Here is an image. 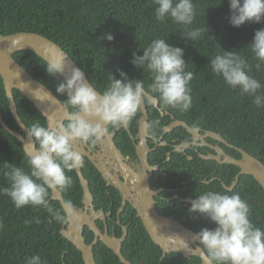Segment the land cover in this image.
Returning <instances> with one entry per match:
<instances>
[{"label": "trees", "instance_id": "16d2710c", "mask_svg": "<svg viewBox=\"0 0 264 264\" xmlns=\"http://www.w3.org/2000/svg\"><path fill=\"white\" fill-rule=\"evenodd\" d=\"M193 2L196 17L192 26L205 25L208 29L201 39L194 42L182 38L180 26L170 19L164 23L156 22L152 0H0V35L16 32L40 34L58 44L76 62L97 91L104 90L111 74L121 78L120 72L123 71L129 78L143 79L145 90L158 100V96L148 89L151 83L149 74L136 69L130 60L133 51L142 54L141 47L151 39L166 38L167 43L183 48V58L188 63L186 70L194 74L190 82L192 106L186 113L164 107L160 100L159 106L191 127L220 134L233 146L264 163V107L253 105L251 97L241 96L238 88L229 89L208 66L209 58L223 49L240 52L253 66L251 74L264 86V71H256L254 65L257 61L245 48L252 41L254 31L264 26V23L245 22L234 27L229 23L228 0ZM109 31L114 36L113 40L97 39ZM13 57L66 106V96L56 92V85L63 77L50 76L45 70L47 62L30 50L18 51ZM259 91L264 93V87ZM12 92L18 115L26 127L36 120L47 124L27 98L17 89ZM0 107L4 122L23 134L12 117L1 78ZM150 107L153 108L151 104ZM24 153L21 142L0 125V188L8 185L3 175L5 163L26 167ZM231 154L240 157L235 149L231 150ZM233 167L236 172L238 168ZM81 170L90 181L95 208L111 213L110 218L107 217V224L109 228L115 225V236L120 235L121 230L116 223L120 202L112 193L114 189L106 187L99 174L90 176L86 164ZM67 174L72 177L73 184L71 188L60 191L65 201L70 200L75 208L81 207L83 196L76 171ZM229 182L230 179L227 184ZM206 190L227 189L215 182L202 184L201 192ZM227 191L238 192L250 205L249 219L257 227L264 228V190L257 181L252 176L241 175L234 189ZM50 203L54 207H61L57 200L50 199ZM174 207L177 219L196 233L201 228L216 226L198 213L189 214V207H182L179 201L168 204L162 213L173 214L171 210ZM37 219L39 223H36ZM119 219L128 232L122 242L121 253L132 264H201L199 257H183L177 252L168 253L161 261L160 247L153 243L130 204L120 213ZM25 221L31 223L25 224ZM99 226L102 227L101 221ZM61 229L62 224L52 220L43 208L37 210L25 206L17 209L7 196L0 195V264H24L27 256L36 254L41 256L45 264H83L81 253L61 235ZM83 235L87 243L92 241L93 233L87 228ZM93 254L96 264H122L101 242L94 245Z\"/></svg>", "mask_w": 264, "mask_h": 264}, {"label": "clouds", "instance_id": "9594fccd", "mask_svg": "<svg viewBox=\"0 0 264 264\" xmlns=\"http://www.w3.org/2000/svg\"><path fill=\"white\" fill-rule=\"evenodd\" d=\"M156 22L169 19L180 26L182 38L193 42L201 39L207 27H193L196 9L193 0H152ZM229 23L239 27L245 22L264 23V0H228ZM114 39L109 31L97 39ZM245 48L257 61V72L264 71V26L254 31L252 41ZM142 54L132 53L130 63L149 74L148 89L158 96L164 107L186 113L192 106L191 85L193 72L186 70L184 50L157 37L141 47ZM65 56L48 60L45 70L50 76L65 72ZM211 72L222 78L229 89H239L241 96L251 97V103L264 107V87L252 72V65L240 52L224 50L209 58ZM121 78L108 77L102 92L85 81L84 72L71 67L56 85V92L66 96L70 112L66 120L42 124L36 120L27 133L37 145L23 154L26 167L5 163L3 175L8 185L0 188L17 209L25 206L43 208L57 224L67 223V213L75 211L70 200L62 207L50 203V190L71 188L73 179L67 173L83 166L84 158L77 144L92 143L101 138L108 126L125 127L147 99L143 79L129 78L121 71ZM44 92V91H43ZM45 96L50 94L44 92ZM189 214L198 213L216 226L201 228L196 233L199 245L206 253L208 264H264V228L250 219V205L238 192L206 190L196 194L188 208ZM39 219L36 223H39ZM31 221H25V224ZM24 264H45L41 256L31 255Z\"/></svg>", "mask_w": 264, "mask_h": 264}, {"label": "water", "instance_id": "95a60500", "mask_svg": "<svg viewBox=\"0 0 264 264\" xmlns=\"http://www.w3.org/2000/svg\"><path fill=\"white\" fill-rule=\"evenodd\" d=\"M22 50L32 51L45 62H48V60L55 56H65V72L59 74L62 77L69 74L71 67L79 68V66L58 44L40 34L33 32H16L8 35H0V78L2 79L12 117L21 128L23 134L11 129L4 122L1 114V107L0 125L18 139L22 144L24 152H27L35 150L36 145L33 143V138L28 135L27 127L18 115L12 92L13 89H17L34 105L45 118L47 124L66 120L70 110L62 104L46 85L33 78L28 71L14 59L13 54ZM85 81L89 82L86 76ZM43 91L49 93L50 97L45 96ZM145 92L148 94L147 100L156 105L157 98L150 95L146 90ZM146 121L147 112L143 102L141 104L139 118V130L142 136L145 134ZM175 125H181L192 133L197 131L191 130L188 125L182 121H174L167 127V130ZM205 134L219 139L228 147L238 151L241 155L240 158L230 157L219 149V156L214 157L220 163L231 164L239 168V172L235 176L231 186L226 187L227 189H233V187L237 185L241 175H249L252 176L264 190V163L243 149L229 144L213 131L207 130ZM104 135H107V132H105ZM139 150L138 153L145 168L148 165L146 150L142 148ZM204 158L206 157L204 156ZM75 171L82 189V207L75 208V211L67 213V223L62 224V229L60 230L61 235L81 253L83 264H96L93 247L98 242H101L109 248L122 264H132L121 253L122 242L125 240L128 233L127 228L123 227V234L121 237L109 235L107 227H105L104 232L100 231L95 224V220L100 216L104 219L103 212L94 209L93 198L88 187V182L83 176L81 168ZM137 180L138 183L135 184L137 197L133 198L132 205L136 210L137 216L141 219L147 234L153 243L160 247L162 251L161 261L168 253L177 252L183 257H199L201 264H208L206 253L199 245L196 232L187 229L172 216H162L157 212L153 198L154 192L150 188L148 175L143 172L141 177L137 176ZM115 185L118 186L117 181ZM50 192V199L57 200L62 207L65 200L60 190L52 189ZM85 228H88L94 235L90 243L86 242L83 235Z\"/></svg>", "mask_w": 264, "mask_h": 264}, {"label": "flooded vegetation", "instance_id": "af4514ba", "mask_svg": "<svg viewBox=\"0 0 264 264\" xmlns=\"http://www.w3.org/2000/svg\"><path fill=\"white\" fill-rule=\"evenodd\" d=\"M144 104L147 121L143 136L139 130V110V114L125 127L116 129L108 126L107 135H103L95 144L89 142L76 145L83 155V165L86 164L90 171L89 175L99 174L105 182V186L114 189L112 193L120 202L116 214L118 217L116 223L121 232L116 237H121L123 227H126L121 224L120 213L127 204L133 207V198L137 197L135 189V184L138 183L137 176L141 177L143 172L148 175L150 188L154 192L153 198L157 212L162 216H172L177 221H179L177 219L178 214L174 212L176 207L171 210L173 214L164 215L162 213L168 204L179 201L182 203V207H190L191 201L196 198V194L201 192L202 184L209 185L219 182L222 187L227 189L226 187L231 186L239 172L238 167L235 172L234 165L220 163L214 158L219 156V149L224 154L235 157L231 154L233 148L228 147L219 139L206 135L205 131L207 130L202 131L199 127H191L186 121L175 118L159 106L158 99L156 105L147 99ZM150 104L155 108L154 110ZM174 121H182L191 130L197 131L192 133L181 125H175L167 130V127ZM222 139L224 138L222 137ZM139 147L146 150L148 165L145 168L138 153ZM85 179L90 189V181L86 177ZM229 179L230 182L227 184ZM116 181L118 186L115 185ZM91 195L94 209L96 211L101 210L104 218L98 217L95 220L96 226L102 232L107 227L108 234L115 235V225L109 228L106 221L107 217L110 218L111 213L109 211L104 212L103 209H96L92 192ZM100 221L102 227L99 226ZM182 225L186 227L184 224Z\"/></svg>", "mask_w": 264, "mask_h": 264}]
</instances>
